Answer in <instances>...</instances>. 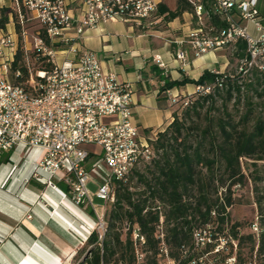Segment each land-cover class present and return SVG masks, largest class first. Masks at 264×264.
Listing matches in <instances>:
<instances>
[{
    "label": "built area",
    "instance_id": "2783aa9c",
    "mask_svg": "<svg viewBox=\"0 0 264 264\" xmlns=\"http://www.w3.org/2000/svg\"><path fill=\"white\" fill-rule=\"evenodd\" d=\"M160 1L11 0L10 9L21 24L28 15L44 29L51 45L35 31L33 45L27 49L45 57L51 69L38 70L36 77L31 73L30 90L14 84L9 70L17 40L9 33L0 36V159L2 153L19 145L35 153L29 177L57 191L73 206L90 208V214L82 209L84 240L92 231L100 240L99 230L104 227V209L98 211L92 195L105 204L113 201L115 181L125 179L133 167L149 162L154 154L133 119L130 85L104 71L93 51L80 49L79 40L86 29L107 20L146 29L156 23ZM189 1L194 3L199 24L178 41V61L184 63L189 52L198 57L243 38L247 56L240 61L239 70L245 73L253 65L264 66V22L257 0H212L213 12L224 22L217 30L204 27L201 2ZM243 20L253 24L256 35L247 30ZM22 36L27 37L25 29ZM154 59L163 65L159 57ZM178 98L172 95L171 102ZM55 181H64L67 190ZM88 183L95 185L93 194ZM195 234L203 238L199 232Z\"/></svg>",
    "mask_w": 264,
    "mask_h": 264
},
{
    "label": "trees",
    "instance_id": "16d2710c",
    "mask_svg": "<svg viewBox=\"0 0 264 264\" xmlns=\"http://www.w3.org/2000/svg\"><path fill=\"white\" fill-rule=\"evenodd\" d=\"M199 1L209 19L204 27L219 25L221 28L220 24L223 23L211 8L212 0ZM185 10L194 13V3L177 0L175 10H170L163 4L159 5V13H166L165 20L175 18ZM6 12L11 13L18 36L9 78L14 84L30 90V74L36 77L38 70H50L51 64L42 55H36V50L27 49L23 45L22 30L33 19L25 15L21 24L14 11L2 8L1 28L9 21ZM36 31H39L47 45H51L43 28L38 27ZM228 46L234 48L239 63L246 58L247 45L243 38H238ZM238 67L239 65L235 75L204 70L196 80H167L162 90L186 82L202 87L194 93L196 96L189 94L178 98V101L187 104L182 110L183 114H188L191 110L197 112V108L202 106L201 102L212 100L214 93L219 91L225 92L228 100L233 97L234 92L239 95L241 88H247L246 91L253 89L260 98L264 96V66L259 68L253 65L245 73ZM189 98L191 102L188 104ZM212 102L214 103L213 100ZM246 103L249 106L237 121L229 114L227 117L209 116L206 125L197 130L195 135L188 133L184 118L177 111L172 112V120L162 130L143 129L154 155L149 162L142 165L152 164L156 171L152 173L151 179L143 181L144 190L139 192L130 189L132 178L142 177L138 165L129 171L125 179L115 181L114 200L111 201L104 237L99 240L96 231L90 232L84 242L85 246L80 247L73 255V259L81 256L76 264H137L134 241L131 238L133 225L137 226V240L140 236L143 237L146 250L153 255L158 254L162 241L167 245L169 257L175 264H212L210 260L225 261L233 251L231 240L236 242L235 264L242 263V250L245 247H249L251 255L255 253L257 259L264 257V208L261 198L257 196L255 199L259 224L256 235L242 232V224L238 221L231 222L226 211L233 203L230 196L231 186L240 184L246 178L242 159L250 161H245L244 168L250 171L251 180L254 183L264 181V172L259 174L260 169L264 168V116L260 114L252 119V103L249 100ZM152 132L155 133L154 136H151ZM156 154L160 156L156 158ZM250 166H253L251 170ZM202 167L205 168L204 172L201 171ZM216 167L222 168L219 178L215 177ZM216 181L218 186H225L228 191L224 198H211V188L214 187V192L217 191ZM150 199L163 202L166 210L160 214L159 205H151L148 202ZM160 216H163L164 225L162 238L157 233ZM123 221L128 224L124 240L119 227ZM197 228L200 235L205 233L206 228L210 230L208 235H203L208 238L203 247L194 240ZM221 236L225 240L224 246L216 249Z\"/></svg>",
    "mask_w": 264,
    "mask_h": 264
},
{
    "label": "crops",
    "instance_id": "0c3cea01",
    "mask_svg": "<svg viewBox=\"0 0 264 264\" xmlns=\"http://www.w3.org/2000/svg\"><path fill=\"white\" fill-rule=\"evenodd\" d=\"M162 4L175 10L177 0H161ZM10 6L11 0H0V15L2 8ZM257 9L264 22V0H257ZM6 15L9 21L0 27V36L9 33L17 40L12 15ZM165 15L158 8L156 23L143 30L130 22L107 20L86 29L79 40L80 49L93 51L104 71L115 73L119 81L130 85L133 119L140 130H162L172 120L171 96L193 94L199 87L186 82L162 90L167 80H196L204 70L223 72L228 65L223 49L227 46L198 57L189 52L184 63L178 61V41L199 23L195 11L185 10L171 20H164ZM208 20L205 15L204 24ZM220 22L223 27L224 22ZM241 23L257 34L251 22ZM218 26L211 27L217 30ZM3 155L7 160L0 162V264H60L81 247L82 211L89 207L77 208L57 191L30 178L35 153L19 145L2 153L0 161ZM55 183L67 190L64 181Z\"/></svg>",
    "mask_w": 264,
    "mask_h": 264
},
{
    "label": "rangeland",
    "instance_id": "374dc122",
    "mask_svg": "<svg viewBox=\"0 0 264 264\" xmlns=\"http://www.w3.org/2000/svg\"><path fill=\"white\" fill-rule=\"evenodd\" d=\"M165 20V18H164ZM163 20V21H164ZM26 31H27V37L23 38V45L24 47L30 48L32 47L33 43V34L35 33L36 29H38V25L36 24L35 20H29L26 25ZM15 28V27H14ZM15 30V29H14ZM17 36V34H16ZM18 38V36H17ZM225 55L228 60V65L226 69L223 71L225 73L235 75L237 73V66L239 65V58L234 54V48L232 46H228L226 48H223ZM245 89L247 88H241L240 92V97L239 95L234 92L233 97L228 100L226 99L228 95L223 92H215L212 100L208 101H203L202 106H199L197 109V112L191 110L189 113L183 114L182 110L185 106H187L186 103L180 101H176L173 103V111H177L179 115H182V118H184V121L186 123V126L188 128V133L190 135H195L201 128H203L206 123L207 119L209 116L211 117H217V116H224L227 117L228 114L232 115L234 119L237 121L241 115L246 111L247 103L246 101L249 100L250 103H252V113L251 118L253 119L254 117L262 114L264 116V109H263V103H264V96L261 98L257 95V93L251 89L249 91H246ZM191 95H195L194 93ZM196 96V95H195ZM184 100V98L182 97ZM191 102V98H189L188 104ZM212 106H211V103ZM252 121V120H251ZM160 153V152H159ZM7 155H3L2 161L5 162V158ZM160 154H156V158H158ZM245 161L249 163V160H244L242 159V167L243 171L246 175V178L243 179V181L240 184H235L232 185L230 188V196L232 200V204L229 205L226 208L227 214L231 222L233 221H238L242 224L241 231L244 233H256L259 231V224H258V219H257V205L255 203L256 197L261 198V205L264 208V181H257L254 183V181L251 180L249 176V170H246L244 167L246 166ZM139 171L142 174V177L140 178L139 176H134L132 178V181L130 183V189L132 191H143L144 190V180L145 179H151L152 178V173H155L156 169L155 167L150 164L149 166H143L142 163L138 164ZM253 168V166H250V170ZM260 173L264 172V168L262 167L260 169ZM201 171L204 172L205 168L202 167ZM215 177L219 178L220 175H222V168L220 169L219 167L215 169ZM218 182H215V185H217V191L214 192V187L211 188V198L215 199L216 197H222L224 198V195H228V191L226 190L225 186H218ZM88 187L91 191L95 189V185L93 183H88ZM219 201H221L219 199ZM151 205H159V210L160 214L163 213L166 210L165 204L158 199L154 200H149L148 201ZM92 203L98 211H101V208L104 209V227L99 230V233H101L103 239L104 237V232L106 229L107 225V217L108 213L111 208L112 202H108L105 204L104 200H101L97 198L96 196L92 197ZM105 204V205H104ZM89 209V210H88ZM87 211H90V208L86 209ZM86 210H84L86 212ZM163 221V216H160L159 218V225L157 226V233H159L160 238L163 237V229L164 225L162 223ZM122 231V240L125 239L126 232L128 231V224L126 221H123L121 225ZM137 226L133 225V231L131 234V238L134 241V248H135V259L137 264H175L174 261L169 257V250L167 245L164 242H160L159 246V253L156 255H153L151 251L146 250L147 247L144 246L143 240L141 238H138L135 236L137 233ZM210 228V227H208ZM205 229V233L201 234L203 235H208L209 234V229ZM196 232H199V229L197 228L195 230ZM86 233L81 230V234L79 235L81 237V248L84 247V238H85ZM200 236L197 234H194V240L196 243L200 245V247H203L204 241L208 240L207 237H203L202 239H199ZM100 239V240H101ZM217 240V239H216ZM225 240L224 237L221 236L219 238V244L216 246L219 249H221L224 246ZM231 243L233 245V251L230 257L227 258L225 261H220V260H210L209 262L212 264H235V251H236V242L234 240H231ZM87 248V247H86ZM215 249V250H216ZM227 250H229V246L227 247ZM242 257L243 260L241 261V264H264V257H260L257 259L255 253L251 255V252L249 251V247H245L242 250ZM81 256L74 258L73 256L65 258L61 263L65 264H76L78 261H80ZM203 261V260H202ZM216 262V263H215ZM60 263V264H61Z\"/></svg>",
    "mask_w": 264,
    "mask_h": 264
}]
</instances>
